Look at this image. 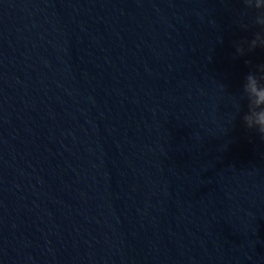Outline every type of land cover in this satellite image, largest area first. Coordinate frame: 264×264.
Here are the masks:
<instances>
[{
  "label": "clouds",
  "instance_id": "9594fccd",
  "mask_svg": "<svg viewBox=\"0 0 264 264\" xmlns=\"http://www.w3.org/2000/svg\"><path fill=\"white\" fill-rule=\"evenodd\" d=\"M242 8L235 19L237 26L248 32H252L251 38L235 41L234 46L238 55L253 51L257 47L264 49V0H240ZM221 42H222V38ZM244 128L248 131H255L264 140V64L258 65L255 70L248 72L243 79L239 93L235 98L237 114Z\"/></svg>",
  "mask_w": 264,
  "mask_h": 264
}]
</instances>
